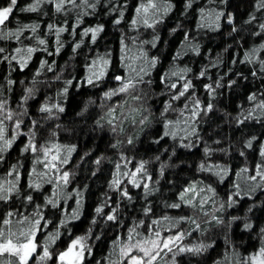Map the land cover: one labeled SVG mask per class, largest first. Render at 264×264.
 <instances>
[{
    "label": "clouds",
    "instance_id": "obj_1",
    "mask_svg": "<svg viewBox=\"0 0 264 264\" xmlns=\"http://www.w3.org/2000/svg\"><path fill=\"white\" fill-rule=\"evenodd\" d=\"M0 264H264V0H0Z\"/></svg>",
    "mask_w": 264,
    "mask_h": 264
},
{
    "label": "trees",
    "instance_id": "obj_2",
    "mask_svg": "<svg viewBox=\"0 0 264 264\" xmlns=\"http://www.w3.org/2000/svg\"><path fill=\"white\" fill-rule=\"evenodd\" d=\"M91 21H89V23H90ZM38 59V58H37ZM197 155H198V153H197ZM82 227V226H81ZM79 230V229H78Z\"/></svg>",
    "mask_w": 264,
    "mask_h": 264
}]
</instances>
